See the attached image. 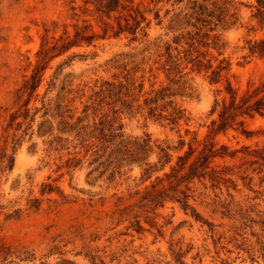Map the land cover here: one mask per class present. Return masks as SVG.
<instances>
[{
	"label": "rangeland",
	"instance_id": "1",
	"mask_svg": "<svg viewBox=\"0 0 264 264\" xmlns=\"http://www.w3.org/2000/svg\"><path fill=\"white\" fill-rule=\"evenodd\" d=\"M2 1L0 109L16 110L22 124L10 127L0 167V264H179L172 249L182 264H264V113L254 109L208 140L218 153L209 154L206 170L220 169L221 178L207 173L179 186L199 216L167 196L109 222L114 193L150 186L188 142V161L194 158L217 117L212 105L229 99L227 81L239 99L263 80L264 55L245 58L241 48L264 36V20L252 15L255 0L158 1L159 15L149 12L135 39L128 32L98 37L94 19L64 16V0ZM198 14L215 22L219 57L230 61L217 82L195 71L170 78L162 68L166 43ZM32 74L34 85L12 103L11 91ZM171 99L180 117L170 126L158 114L172 116V105L162 107ZM104 114L120 126L94 155L85 151L90 124ZM157 143L169 146L168 162ZM58 189L71 200L52 201Z\"/></svg>",
	"mask_w": 264,
	"mask_h": 264
},
{
	"label": "trees",
	"instance_id": "2",
	"mask_svg": "<svg viewBox=\"0 0 264 264\" xmlns=\"http://www.w3.org/2000/svg\"><path fill=\"white\" fill-rule=\"evenodd\" d=\"M69 1H63V4L66 5L64 16L75 17L76 19H81L80 17L94 19L101 30L98 37H117L122 32H128L130 38L135 39L138 32L148 26L150 22L147 16L148 13L154 11L155 16L159 15V9L155 6L158 1L163 0H82L81 3L76 5L70 4ZM2 2L0 0V3ZM253 5L255 10L252 15L261 22L264 20V0H255ZM214 24L215 22L211 21L209 17L198 14L194 17L189 29L174 35L166 43L165 52L167 56L162 62V68L167 77H182L184 73L195 71L205 72L210 82H217L220 79L222 73L229 68L230 61L225 56L219 57L222 53L220 50L222 43L220 42L219 33L214 31L216 29ZM58 26L59 20L52 19L48 29L55 30ZM95 37L96 34L93 33L86 36L88 42L93 41ZM241 48L247 49L246 53L243 54L245 58L252 55H264V36L246 39L245 44ZM212 49H215L216 53ZM184 68H187V70L184 71ZM33 78L34 74H32L30 79H26L11 91L12 103H16L19 100L29 87L28 84L34 85ZM225 89L229 93V99L223 98L219 102L215 101L212 105L210 113L217 111V117L211 119L208 132L204 137V143L194 158L188 161L194 152V147L188 142V148L177 155L175 162L170 165V169L165 171L163 175H157L150 186L128 190L126 193L121 194L114 193L116 196L114 200L115 208L110 215V223L123 215L135 217L144 207L162 202L167 196L177 197L182 207H190L195 213V208L187 205V202L182 199V195H178V188L180 185L188 187L187 182L194 176L202 177L209 173L211 179L221 178L219 176L220 169L210 167L208 171L206 170L207 166L205 164H208L207 161L210 160V155L218 153L213 143L208 142V140H211L210 137L216 132L229 127L238 114L251 113L252 109L256 112L264 113V94L257 95L264 91V78L250 93H243L239 99H237L234 88L229 81L225 84ZM167 105H172V110L169 112L172 116L163 115L161 113L162 108L159 110L158 116L159 119L166 117L167 121H165V124H170L171 126L177 123L180 115L179 113L178 115L175 114L180 112V109L173 106L172 99L166 101L162 107L165 108ZM9 109V106L0 109V167L4 166L3 162L8 156L6 144L10 127L15 124L16 128H18L22 124V120L16 121V116L18 115L16 110ZM26 114L25 111L24 115L26 116ZM113 124L114 121L109 119L107 114L100 116L99 119L95 117L90 124L91 130L89 134L91 137L85 147V151L97 155L104 150L116 136L115 129L120 126L118 124V126L111 127ZM186 132H188V129H186ZM54 138L55 140L61 139L59 136ZM157 146L160 151L159 159H162V163L168 162L170 160L169 146L161 145L160 143H157ZM255 151L258 150L256 149ZM73 159L75 157L68 161L70 162L68 165L72 164L73 166L76 164L71 163ZM79 160V158L76 159V162ZM226 180L227 178H224L223 182ZM44 186H47L48 191H51L54 187L52 183H45ZM58 191L61 195L60 198H54L52 201L66 202L71 200V197H68V194L61 189H58ZM181 192L185 194L184 190ZM220 203L224 207L223 210L221 209L222 212H227L230 209L228 203H223V201H220ZM195 214L199 216L197 213ZM136 222L138 223V219H136ZM171 253L178 263L182 264L180 253L175 249H172Z\"/></svg>",
	"mask_w": 264,
	"mask_h": 264
}]
</instances>
